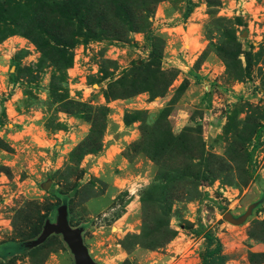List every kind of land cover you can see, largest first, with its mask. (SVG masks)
Masks as SVG:
<instances>
[{
    "label": "rangeland",
    "instance_id": "obj_1",
    "mask_svg": "<svg viewBox=\"0 0 264 264\" xmlns=\"http://www.w3.org/2000/svg\"><path fill=\"white\" fill-rule=\"evenodd\" d=\"M61 209L93 264H264V0H0V264H76Z\"/></svg>",
    "mask_w": 264,
    "mask_h": 264
},
{
    "label": "water",
    "instance_id": "obj_2",
    "mask_svg": "<svg viewBox=\"0 0 264 264\" xmlns=\"http://www.w3.org/2000/svg\"><path fill=\"white\" fill-rule=\"evenodd\" d=\"M256 204L250 205L247 210L239 217L234 218L229 213L223 215V219L232 225H241L251 215V212ZM57 233L62 235L65 243L68 245L71 253L74 255L76 264H93L85 246L83 245L78 231H73L69 228L66 220V211L61 209L57 216L56 225H46L43 229L42 236L34 244L41 243L49 233Z\"/></svg>",
    "mask_w": 264,
    "mask_h": 264
},
{
    "label": "trees",
    "instance_id": "obj_3",
    "mask_svg": "<svg viewBox=\"0 0 264 264\" xmlns=\"http://www.w3.org/2000/svg\"><path fill=\"white\" fill-rule=\"evenodd\" d=\"M253 151L254 148L251 153H249L247 159V166L251 175L255 174V169L253 168L251 159ZM222 210L223 208H220V211ZM203 239L205 241V248L201 255V264H227L229 256L224 252L220 240L207 231L203 233Z\"/></svg>",
    "mask_w": 264,
    "mask_h": 264
}]
</instances>
